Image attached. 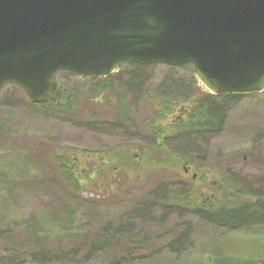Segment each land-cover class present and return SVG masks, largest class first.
<instances>
[{"label":"rangeland","instance_id":"obj_1","mask_svg":"<svg viewBox=\"0 0 264 264\" xmlns=\"http://www.w3.org/2000/svg\"><path fill=\"white\" fill-rule=\"evenodd\" d=\"M130 64H118L112 73ZM141 67L145 89L165 83L178 89L187 87V92L199 88L211 93L196 78L191 64ZM70 74L59 71L54 78L56 88L60 84L85 91L89 81L76 80L87 77ZM239 94L219 134L206 142L191 138L183 142L176 136L158 154L145 142L146 132L140 128L153 114L143 98L129 95V125L109 130L105 123L112 117L110 112L100 113L98 120L89 124L84 120L92 116L90 104L80 101L74 115L66 116L51 104L32 106L30 102H40L29 99L17 85H4L0 90V264L24 261L30 252L55 253L58 249L70 259L67 264H107L105 253L85 262L71 255L69 242L77 252L85 249L79 247L80 236L71 235V231L84 235L88 230L113 229L128 217L134 230L147 234L150 242L136 260L126 264H264V225L230 232L189 213H177L167 220L145 211L127 214L134 200L160 182L176 188L183 184L202 198L212 196L223 175L234 174L239 184L264 189V90ZM183 106L186 110L188 103ZM180 108H172L156 123L170 128ZM166 134L171 135L170 129ZM144 150V162L137 161ZM183 153L194 162L186 163ZM163 154L164 163L156 165V156ZM56 156L73 167L69 169L76 187L69 188L62 181ZM146 160L151 166L145 165ZM187 227L191 245L179 253L168 251L165 241ZM64 230L70 232L68 237H63ZM116 234L115 239L123 236Z\"/></svg>","mask_w":264,"mask_h":264},{"label":"water","instance_id":"obj_2","mask_svg":"<svg viewBox=\"0 0 264 264\" xmlns=\"http://www.w3.org/2000/svg\"><path fill=\"white\" fill-rule=\"evenodd\" d=\"M191 64L212 94L264 90V0H0V90L34 102L55 75Z\"/></svg>","mask_w":264,"mask_h":264},{"label":"trees","instance_id":"obj_3","mask_svg":"<svg viewBox=\"0 0 264 264\" xmlns=\"http://www.w3.org/2000/svg\"><path fill=\"white\" fill-rule=\"evenodd\" d=\"M140 67L141 65L132 63L122 66L119 72L106 77L77 79V82L89 81L88 87L83 92H78L75 86L68 89L59 84L49 100L40 104L30 102V105L44 108L47 104H51V107L56 111L58 110L66 116L69 113L72 116L80 101L85 102L92 106V116L84 120L86 123H95L100 113L110 112L112 117L106 121L105 126L109 130H117L125 128L130 122L128 103L126 104L127 97L131 95L143 98L149 102L153 114L149 120L142 123L140 128L146 132L144 140L150 144V149H157L160 154L176 136H181L183 142L187 141V138L206 142L210 137L219 134L224 128L230 105L236 103L241 97V94L235 92L211 94L199 88L187 92V87L178 89L173 84L165 83L148 90L144 88L142 74H139ZM70 75L72 76V74ZM184 103H188L186 110H183ZM177 105L181 108L170 128H164L156 123L157 119L163 120L165 114L170 113L171 109ZM169 129L171 135L166 134ZM145 151L137 161L144 162ZM181 155L182 157H180L186 163L194 162V158L190 155L186 153ZM55 158L62 181L69 188L74 185L76 187L75 178L69 169L73 170V167L68 165V161L65 162V158L61 160L58 156ZM164 160V154L158 155L155 164H163ZM149 162L146 160L145 165L151 166ZM240 182L234 174L229 177L221 176L217 188L210 198L198 196L190 188H185L183 184H179L176 188L172 187L170 183H156L147 190L144 196L133 201L134 205L127 211V214L135 216L145 211L151 216L156 213L155 216L167 220L177 213H189L214 226L226 228L230 232L250 231L262 227L264 225V189H253L239 184ZM128 220L131 219L128 217L121 220L113 229L100 230L102 233L88 230L87 233L81 235L78 230H72L73 234L71 235L80 236L82 244L79 247L85 249L77 252L69 242L72 248L71 255H77L79 260L85 262L94 256L105 253L108 256L105 259L107 264H126L127 261L131 263L136 260L139 253L141 254L149 246L150 241L147 234L135 231L133 223H129ZM106 226L112 227V225ZM64 232L63 237H68L70 232L68 230H64ZM116 233L123 234L122 238L115 239ZM188 233L187 227L181 232L169 236V239L165 241L166 249L175 253L186 250L191 245ZM114 239L116 242L113 241ZM61 245L67 246V243ZM43 247L45 246H39L44 249ZM74 256L72 260H74ZM69 261L70 259H66L64 253L58 249L55 253L30 252L24 261H11V264H51L55 262L67 264ZM7 263L10 264V261Z\"/></svg>","mask_w":264,"mask_h":264}]
</instances>
